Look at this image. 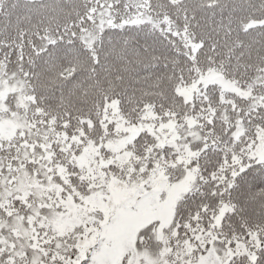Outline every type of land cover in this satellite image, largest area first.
<instances>
[{"label":"snow or ice","instance_id":"1","mask_svg":"<svg viewBox=\"0 0 264 264\" xmlns=\"http://www.w3.org/2000/svg\"><path fill=\"white\" fill-rule=\"evenodd\" d=\"M0 264H264V0H0Z\"/></svg>","mask_w":264,"mask_h":264}]
</instances>
